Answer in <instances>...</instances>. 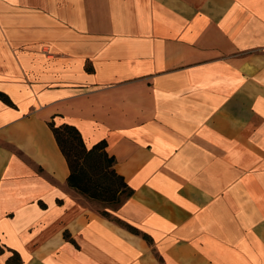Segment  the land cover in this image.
<instances>
[{
	"label": "crops",
	"instance_id": "0c3cea01",
	"mask_svg": "<svg viewBox=\"0 0 264 264\" xmlns=\"http://www.w3.org/2000/svg\"><path fill=\"white\" fill-rule=\"evenodd\" d=\"M0 264H264V0H0ZM106 142L110 217L51 128Z\"/></svg>",
	"mask_w": 264,
	"mask_h": 264
},
{
	"label": "trees",
	"instance_id": "16d2710c",
	"mask_svg": "<svg viewBox=\"0 0 264 264\" xmlns=\"http://www.w3.org/2000/svg\"><path fill=\"white\" fill-rule=\"evenodd\" d=\"M0 98L9 101L1 92ZM51 128L69 164L68 185L71 188L88 199L109 204L120 203L123 196L132 195L133 190L114 168L116 160L108 154L106 142L89 149L74 126L51 123ZM103 215L110 216L107 212Z\"/></svg>",
	"mask_w": 264,
	"mask_h": 264
},
{
	"label": "rangeland",
	"instance_id": "374dc122",
	"mask_svg": "<svg viewBox=\"0 0 264 264\" xmlns=\"http://www.w3.org/2000/svg\"><path fill=\"white\" fill-rule=\"evenodd\" d=\"M88 206H90L92 209L96 210L97 212L103 214V213H105L107 207L114 208L116 205L115 204H109V203L101 202V201H98V200L89 199ZM108 217H110V216H108Z\"/></svg>",
	"mask_w": 264,
	"mask_h": 264
}]
</instances>
